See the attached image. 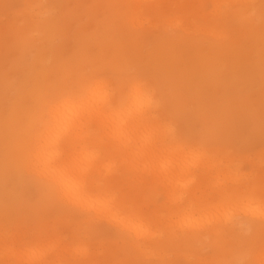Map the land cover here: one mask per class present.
<instances>
[{
	"label": "snow or ice",
	"instance_id": "6c2138e0",
	"mask_svg": "<svg viewBox=\"0 0 264 264\" xmlns=\"http://www.w3.org/2000/svg\"><path fill=\"white\" fill-rule=\"evenodd\" d=\"M0 9V264H264V0Z\"/></svg>",
	"mask_w": 264,
	"mask_h": 264
},
{
	"label": "rangeland",
	"instance_id": "374dc122",
	"mask_svg": "<svg viewBox=\"0 0 264 264\" xmlns=\"http://www.w3.org/2000/svg\"><path fill=\"white\" fill-rule=\"evenodd\" d=\"M0 2H3V0H0ZM10 4H16L21 3L23 0H7ZM3 15V9H0V27L3 25L2 20ZM5 62H4V56H3V44L2 40H0V97L3 95L4 90V84H5ZM0 195H2V188H0Z\"/></svg>",
	"mask_w": 264,
	"mask_h": 264
}]
</instances>
